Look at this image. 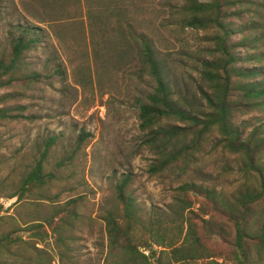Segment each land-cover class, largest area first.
<instances>
[{
  "label": "rangeland",
  "instance_id": "rangeland-1",
  "mask_svg": "<svg viewBox=\"0 0 264 264\" xmlns=\"http://www.w3.org/2000/svg\"><path fill=\"white\" fill-rule=\"evenodd\" d=\"M183 3L184 0H2L0 53L8 50L10 25H36L44 38L41 45L25 55L26 71L40 73L41 82L26 87L16 82L0 88V95L19 93L0 107H21L23 116L0 118V262L117 264V257L108 254L103 217L110 207L117 206L116 187L126 174V192L135 199L145 223L137 239L148 243L153 241L148 230L151 220L159 218L162 227L172 224L177 207L174 199L178 196L175 188L185 181L222 191L231 199L238 187L258 188L255 174L242 168L243 155L216 145L215 130L192 158L189 170L180 172L171 167L161 174L147 172L156 155L141 142L137 115L153 79L141 56L139 35L152 43L165 77L179 97L202 107L205 95L211 93L200 70L202 61L211 58L210 51L215 49L214 29L186 26ZM231 10L240 15L229 18L233 27L256 26L250 36L233 32L231 41L235 43L247 37L257 39L249 44L254 47L235 50L242 58L237 65L264 68V0H242ZM248 55L254 58L246 60ZM57 65L66 75L64 81L55 74ZM233 122L244 128L245 136L261 125L258 135L264 138V107L242 109L234 114ZM79 133L89 136L77 145ZM48 136L56 137V153L74 151L72 165L58 173L57 181L40 189H28L21 199L10 197L19 191L21 177L31 169L38 147ZM261 154L264 162V148ZM59 156L55 154L49 160L53 162ZM77 196L82 198L75 208L78 217L72 228L61 233L44 224L55 207ZM187 198L191 206L181 216L185 222L181 239L187 219L199 226L197 216L211 218L213 213L211 203L202 195L190 192ZM251 209L250 238L246 241L250 264H264V252H258L253 237L264 228V196ZM217 219L229 233L211 244H219L224 254L230 249L231 227ZM153 246L166 249L155 243ZM139 249L147 253L143 246ZM209 260L212 259L204 262ZM213 260L224 263L219 255ZM225 264L234 263L229 260Z\"/></svg>",
  "mask_w": 264,
  "mask_h": 264
},
{
  "label": "trees",
  "instance_id": "trees-1",
  "mask_svg": "<svg viewBox=\"0 0 264 264\" xmlns=\"http://www.w3.org/2000/svg\"><path fill=\"white\" fill-rule=\"evenodd\" d=\"M242 0H184L182 4V19L184 24L191 28L214 29L213 40L215 49L211 58H205L201 64V78L208 84L211 93L205 95V105L197 107L181 98L171 87L165 77L162 65L157 60L155 50L149 39L139 35L142 44L141 56L149 68L153 79L151 91L144 101L138 105V127L142 132V144L154 152L156 157L149 163L147 172L150 175L161 174L171 167H177L180 172L190 169L192 159L200 150L206 137L213 130L217 132L216 145L225 150L243 155L242 168L246 172L254 173L257 177V186L243 185L232 193V199L226 193L209 189L195 181H185L175 189L178 196L174 199L177 207L173 211L171 225L162 227L159 218L149 222L151 243L138 237V230L145 226L143 216L135 199L126 192L128 174L119 181L116 187L117 206L105 211L104 221L108 238V254L117 257V264H225L233 261L234 264H250V251L247 248L249 231L248 223L252 214V207L264 196V162H261V151L264 148V138L259 137L255 127L249 133L233 122L234 114L240 110H250L264 107V68L257 66L239 67L242 61L235 51L238 47H250L257 41L255 37H247L237 43L231 41L233 32L242 35H252L256 26L233 27L231 16L239 17V11L231 9ZM2 0H0L1 6ZM1 15V8H0ZM1 19V17H0ZM8 50L0 53V88L9 87L14 83L22 86L36 85L41 82L40 73L27 72L26 54L42 44L44 35L40 27L31 24L17 23L8 29ZM250 38V39H249ZM254 47V46H253ZM254 58L248 55L246 60ZM257 58V57H256ZM62 81L66 75L60 65L55 68ZM19 93L7 92L0 95V104L18 96ZM21 107H0V118L15 119L23 117ZM17 112V113H15ZM32 118V116H28ZM88 133H79L77 145L82 143ZM56 137L48 136L42 141L37 150V158L30 170L20 179L19 191L10 194L21 199L24 191L30 188L40 189L59 179L60 171L72 165L74 151L70 153H56ZM60 154L56 160L49 159ZM49 167V169H48ZM47 168V169H46ZM59 173V175H58ZM202 195L211 203V218L197 216L198 223L187 219L186 231L182 235L185 222L181 217L186 208H190L188 193ZM81 196L71 197L60 203L52 211V215L45 219V225L61 233L72 228L77 216L76 206ZM1 209V205H0ZM254 213V212H253ZM222 219L231 227V236H228L230 249L222 254L219 244L214 240L224 238L228 231L220 224ZM57 223H54V220ZM35 226H43L36 223ZM258 252H264V228L254 235ZM63 240V238L58 237ZM227 239V238H226ZM159 247L166 248L157 250ZM179 243V244H177ZM254 243V242H253ZM218 245V246H217ZM147 249L144 253L139 249ZM227 249V248H226ZM222 256L224 263L213 260ZM212 260L207 263L205 259ZM165 259L167 262L165 263ZM200 261V262H199ZM264 263V261H263ZM0 264H6L0 262Z\"/></svg>",
  "mask_w": 264,
  "mask_h": 264
}]
</instances>
